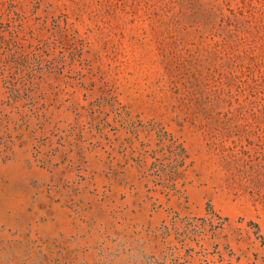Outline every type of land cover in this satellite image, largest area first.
<instances>
[{
  "label": "rangeland",
  "instance_id": "obj_1",
  "mask_svg": "<svg viewBox=\"0 0 264 264\" xmlns=\"http://www.w3.org/2000/svg\"><path fill=\"white\" fill-rule=\"evenodd\" d=\"M0 264H264V0H0Z\"/></svg>",
  "mask_w": 264,
  "mask_h": 264
}]
</instances>
